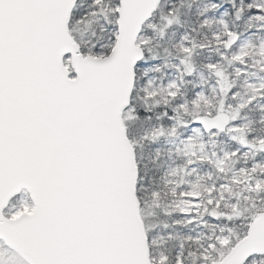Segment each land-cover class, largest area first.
<instances>
[{
    "label": "snow or ice",
    "instance_id": "obj_1",
    "mask_svg": "<svg viewBox=\"0 0 264 264\" xmlns=\"http://www.w3.org/2000/svg\"><path fill=\"white\" fill-rule=\"evenodd\" d=\"M0 264H264V0H0Z\"/></svg>",
    "mask_w": 264,
    "mask_h": 264
}]
</instances>
